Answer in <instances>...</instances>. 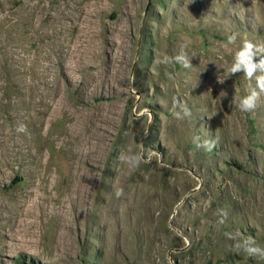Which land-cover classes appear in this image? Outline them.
I'll list each match as a JSON object with an SVG mask.
<instances>
[{
    "label": "rangeland",
    "instance_id": "rangeland-1",
    "mask_svg": "<svg viewBox=\"0 0 264 264\" xmlns=\"http://www.w3.org/2000/svg\"><path fill=\"white\" fill-rule=\"evenodd\" d=\"M244 40L264 0H0V264H264L225 235L264 247V98L217 79Z\"/></svg>",
    "mask_w": 264,
    "mask_h": 264
},
{
    "label": "clouds",
    "instance_id": "clouds-1",
    "mask_svg": "<svg viewBox=\"0 0 264 264\" xmlns=\"http://www.w3.org/2000/svg\"><path fill=\"white\" fill-rule=\"evenodd\" d=\"M236 42V34L228 36V45H236ZM186 47L187 45L182 43L177 55L162 54L154 60V63L157 66H168L175 63L186 69L191 68V57L188 55ZM237 74H242L249 81L247 94L239 99L238 108L241 112H253L259 107L262 98H264V44L244 40L236 48L231 64L224 70V77L217 76V79L219 83L223 84L227 79ZM173 116L176 120H184L192 117V111L187 104L175 100L173 103ZM17 132L26 133L27 126L23 123L19 124ZM193 139L198 147H204L209 151L215 146V141H201L198 135L194 136ZM119 160L129 172H134L145 162V157L143 152H134L130 148H126L121 151ZM115 195L117 198L123 197V188L116 189ZM217 214L221 217L219 223H224L228 215L227 212L218 210ZM225 235L233 240L231 251L236 254L243 253L248 257L264 258V247L257 244L253 237H241L235 233H226Z\"/></svg>",
    "mask_w": 264,
    "mask_h": 264
},
{
    "label": "bare ground",
    "instance_id": "bare-ground-1",
    "mask_svg": "<svg viewBox=\"0 0 264 264\" xmlns=\"http://www.w3.org/2000/svg\"><path fill=\"white\" fill-rule=\"evenodd\" d=\"M80 158V157H79ZM78 159V158H77ZM78 163H79V161H78ZM80 165V164H79ZM76 167V166H75ZM78 167V166H77ZM79 172V171H78ZM81 172V171H80ZM84 173V172H83ZM87 175V174H86ZM85 174H80V175H75V177H77L78 179L80 178V179H84V178H86V177H88V176H86ZM89 175V174H88ZM82 181V180H81ZM85 181V180H84ZM92 182V181H91ZM86 183V182H85ZM90 183V182H89ZM90 185V184H89ZM85 186V185H84ZM83 186V187H84ZM89 187V186H88ZM88 189V188H87ZM90 189V188H89ZM135 190V189H134ZM87 191H89V190H87ZM128 191V190H127ZM133 192V191H132Z\"/></svg>",
    "mask_w": 264,
    "mask_h": 264
}]
</instances>
